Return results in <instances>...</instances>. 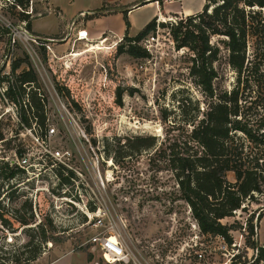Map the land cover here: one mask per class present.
Returning a JSON list of instances; mask_svg holds the SVG:
<instances>
[{
  "label": "rangeland",
  "instance_id": "1",
  "mask_svg": "<svg viewBox=\"0 0 264 264\" xmlns=\"http://www.w3.org/2000/svg\"><path fill=\"white\" fill-rule=\"evenodd\" d=\"M55 1L30 0L35 10L30 31L25 22L5 13L8 0H0V26L10 27L9 34L0 30V162L16 160L26 146L31 160H41L40 147L31 144L26 129L44 135L45 128L54 126L57 133L51 137L50 146L68 149L70 164L81 176L69 169L73 179L63 183L56 169L57 178L50 170L37 167L31 175L24 172L10 180L12 188L4 184L6 195L1 197L0 209L18 210L21 216L27 211L24 204L30 202L33 218L28 225L15 223L16 230L8 231L0 217V264H108L90 242L100 232L118 236L129 253L126 264H258L255 252L246 244L250 235L245 220L254 212L251 223L255 233L250 239L263 247L264 214L260 220L256 217L264 209V192L222 220L242 224L241 229L231 231L232 243L228 244L220 236L200 231L167 163L150 160L154 150H144L130 159L111 158L118 143L138 135H154L159 145L187 139L186 122L196 105L200 111L206 108L208 99L189 74L191 51L178 47L171 35V25L186 16L165 13L164 20L172 18V23L157 17L154 32L143 35L136 44L145 49L141 40L152 32L157 41L151 50L145 49L147 56L134 57L118 51L121 44L127 47L124 35L105 32L93 40L77 39L78 27L85 20L92 15L112 14L119 0H103L104 11L83 12L72 19L61 14ZM101 1L90 0L89 5L95 8ZM187 2L195 5L198 0ZM111 24L120 27L117 21ZM128 35L135 36L129 31ZM33 37L42 38L44 44L36 45ZM216 40L219 38H212ZM98 41L105 48L93 45L91 49L100 50L85 51ZM13 60H20L15 73ZM27 64L46 100L43 125L34 118L29 120L30 126L19 122L21 105L27 108L24 102L30 87L25 86L21 103H14L6 89V76L15 80ZM218 66L217 85L235 84L236 75L224 60ZM66 171L61 172L66 175ZM228 177L232 180V173ZM42 224L47 241L40 244ZM30 237L34 241L25 247Z\"/></svg>",
  "mask_w": 264,
  "mask_h": 264
},
{
  "label": "trees",
  "instance_id": "2",
  "mask_svg": "<svg viewBox=\"0 0 264 264\" xmlns=\"http://www.w3.org/2000/svg\"><path fill=\"white\" fill-rule=\"evenodd\" d=\"M157 1L162 3V0ZM8 2L4 6L5 13L10 18L25 22V28L31 31L35 10L30 0ZM126 12L122 11L125 24L123 40L127 41V47L124 49L121 44L118 51L145 57L148 53L136 41L148 32H154L156 17L135 36H129L130 22ZM0 30L2 34H9L10 27L0 26ZM171 35L178 47L191 51L189 74L208 99L206 108L200 111L196 105L195 112L186 122L189 127L187 139H174L159 145L154 135H138L118 143L111 158L115 161L130 159L144 150H154L150 160L156 158L167 163L181 198L188 205L200 231L220 236L231 244V231L241 229L242 224L238 220L234 223H223L222 220L244 209L245 204L255 201L256 194L264 192V0H205L199 12L171 25ZM214 37L219 40L212 41ZM220 60H224L236 75L235 84L230 87L217 85ZM19 66L20 60H13L12 72L15 73ZM15 77L13 85L8 87L14 103L24 101L25 86L30 87L27 102H24L27 108L21 105L19 122L30 126L29 120L34 118L43 125L46 100L37 89L35 72L27 64V68ZM122 148L125 150L119 154ZM106 152L108 149L104 150ZM0 163V178L3 180L0 183L1 201L2 195H6L4 184L12 188L9 181L16 180V176L24 174V171L10 160ZM60 170L57 168L56 172L61 182L68 183L73 179L72 171L67 170L63 175ZM229 173H232V180L228 177ZM23 207L29 215L24 213L20 216L17 215L18 210L0 209L5 230L15 231V223L28 225L31 222V203L26 202ZM263 210L257 214V219H262ZM253 214L245 220V230L250 236L255 233L251 223ZM47 223L51 226L50 219ZM39 227L42 244L47 241L46 228L43 224ZM250 236L246 240L247 246L255 252L256 262L264 261V246L258 245ZM33 241L34 237H30L24 246L28 247Z\"/></svg>",
  "mask_w": 264,
  "mask_h": 264
},
{
  "label": "crops",
  "instance_id": "3",
  "mask_svg": "<svg viewBox=\"0 0 264 264\" xmlns=\"http://www.w3.org/2000/svg\"><path fill=\"white\" fill-rule=\"evenodd\" d=\"M187 1L188 0H164L162 3H159L157 0H119L118 7L114 9L112 14L99 15L98 17L96 16L94 18L87 19L82 24V27H78V30H84L90 40L97 38L105 32L121 37L124 35L125 31L122 11L127 10L126 14L130 22L129 34L135 35L136 32L140 31L145 24L154 17L164 19L165 13H173L181 16L195 14L202 9L205 2V0H198L197 4L190 5ZM102 2L103 0L101 1V4L95 8L89 5L90 0H58L54 3L59 7L61 14L66 19H72L83 12L91 13L104 11L102 9ZM173 2L176 3L170 4L169 7L166 6L167 4ZM141 3L143 4L137 6ZM73 5L75 8L72 10L71 14L68 15L67 13ZM133 13H137L138 17H133ZM111 21L119 22L120 27H115L111 24ZM132 29L135 30L134 34H132ZM74 34L76 35L75 32ZM80 42L85 43L84 41ZM72 55H74V53H72Z\"/></svg>",
  "mask_w": 264,
  "mask_h": 264
},
{
  "label": "built area",
  "instance_id": "4",
  "mask_svg": "<svg viewBox=\"0 0 264 264\" xmlns=\"http://www.w3.org/2000/svg\"><path fill=\"white\" fill-rule=\"evenodd\" d=\"M168 23H172L174 21L172 18H168ZM165 21V22H167ZM175 22V21H174ZM82 30L77 31V39L78 40H86L88 37L85 35V38H82L81 34ZM105 37V36H104ZM103 38V37H102ZM33 42L36 45H43L42 38L33 37ZM157 41V37L154 36L153 32L148 34L141 40V44L148 51L151 50V46L153 42ZM12 65V64H11ZM7 88L9 85H13L14 80L10 75L7 77ZM10 83V84H9ZM5 91V90H4ZM30 134L31 144L33 146H39L42 152L41 160H31L29 148L26 146L25 151L21 152L19 157H16V160H11V163L16 164L19 168H21L27 175H31L34 172V169H38L37 167H42L44 170H50L53 175L57 178L56 173L53 171L57 168H61L62 170H73L75 171L71 164V152L68 149H59L53 148L50 146V139L53 135H56V127L48 126L44 130V135L32 133L31 129H26ZM40 169V168H39ZM39 174L40 170L37 171ZM79 176L81 173L75 171ZM99 223V222H98ZM101 223V222H100ZM97 225V224H96ZM90 242L99 249L101 257L108 264H126L129 262V253L124 246V244L119 240L118 236L114 233H98L96 236H93L90 239ZM201 255H199L200 257ZM256 259V255H254ZM258 264H264L263 260H260Z\"/></svg>",
  "mask_w": 264,
  "mask_h": 264
},
{
  "label": "bare ground",
  "instance_id": "5",
  "mask_svg": "<svg viewBox=\"0 0 264 264\" xmlns=\"http://www.w3.org/2000/svg\"><path fill=\"white\" fill-rule=\"evenodd\" d=\"M160 21H166V20H164V19L162 18V19H160ZM81 34H82V38H85L86 32H85L84 30H82ZM86 36H87V35H86ZM100 38H101V37H100ZM101 44H102V43H100V41H98V43H95V44L92 43V44H90L89 48L86 49L85 51L100 50V49L105 48V47H102ZM93 45L97 46L96 48H99V47H100V49H91V47H92ZM98 46H99V47H98ZM85 51H84V52H85ZM75 54H76V53H74V55H75ZM79 54H81V53H77L76 55H79Z\"/></svg>",
  "mask_w": 264,
  "mask_h": 264
}]
</instances>
